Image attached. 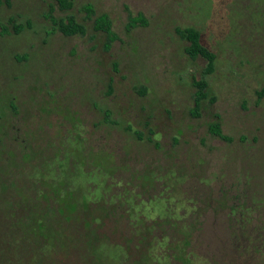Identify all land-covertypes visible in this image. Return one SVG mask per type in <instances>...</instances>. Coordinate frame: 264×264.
I'll return each instance as SVG.
<instances>
[{"label": "rangeland", "instance_id": "1", "mask_svg": "<svg viewBox=\"0 0 264 264\" xmlns=\"http://www.w3.org/2000/svg\"><path fill=\"white\" fill-rule=\"evenodd\" d=\"M102 14L117 36L109 49L106 34L94 30ZM139 15L146 24L129 30L130 16ZM50 16H72L86 34L53 31ZM178 28L199 31L216 55L206 78L209 98L195 116V81L206 61L190 59ZM213 123L229 141L210 134ZM2 143L10 154L0 157V167L17 179L15 188L4 173L8 195L20 202L14 211L9 199L4 203L3 222L6 212L18 218L23 205L31 211L33 198L42 202L50 207L48 216L101 237L95 245L81 238L89 254L85 264H124L117 244L133 240L137 247L148 234L150 260L141 264H210L205 257L213 264H264L244 260L235 249L221 251L233 241L227 207L237 206L239 212H231L236 230L254 233L256 242L248 245L264 249V0H73L70 10L58 0H0ZM128 165L140 175L124 181L127 171L117 178ZM154 182L158 187L150 190ZM190 199L202 209L191 237L197 255L183 242L168 243L174 232L188 235L179 215L190 214ZM217 202L225 207L218 209ZM87 204L92 213L80 210L77 216ZM123 218L132 234L118 223ZM75 238L57 230L59 252L52 255L50 241L43 247L49 264H77L66 252Z\"/></svg>", "mask_w": 264, "mask_h": 264}, {"label": "trees", "instance_id": "2", "mask_svg": "<svg viewBox=\"0 0 264 264\" xmlns=\"http://www.w3.org/2000/svg\"><path fill=\"white\" fill-rule=\"evenodd\" d=\"M61 8L63 10H70L73 6V0H58ZM86 12L88 13V16L91 17L94 14V9L91 5H86L85 7ZM51 18V22H52V30L53 31H57L60 32L61 34H63L64 36L70 37V36H76V35H85L86 34V28L84 25L79 24L76 22V19L72 16L67 17L66 19H55L52 16H50ZM130 21L128 23V29H132L137 27L140 24H146V21L144 20V18L139 15L137 17H131L130 16ZM16 32H20L21 30H23V27H17L15 28ZM94 30L98 31V32H102L104 34H106L107 36V44H106V49H109L111 44L113 42H115L117 40V36L116 34L113 32L112 30V22L109 19L108 15L106 14H102L99 15L95 18L94 20ZM178 35L184 40L188 42V46L185 49L186 53L188 54V56L190 57V59L192 60H196L197 58H202L206 61V67L203 71V76L200 80H196L195 81V86L197 88L196 90V94H195V107H194V113L193 115L195 116L196 114H198V110L201 106V103L209 98V93H208V83L206 82V78L208 75L213 74L214 70H215V62H216V55L215 53H213L210 49H208L206 46H204L201 42V33L195 29L192 28H186V29H177L176 30ZM128 130H130V132L133 131L132 127H128ZM210 134L218 137L224 141H229L230 139L228 137H226L220 128V125L217 123H213L212 125H210ZM3 141V140H2ZM6 148V145H4L3 143L0 144V157H2V155H4L5 153H9L8 151H3ZM9 161V160H8ZM12 163V161H11ZM11 163L9 164L8 168L10 167ZM118 164V163H117ZM132 165H139L138 163L133 164L130 163ZM129 164V165H130ZM119 165V164H118ZM127 166V168L124 170H117V172L115 173L116 176L119 175V173H123V172H129V178L125 179L124 181L130 180L131 176L134 174H139L138 171L136 170L135 172H133L131 170V166ZM7 166V165H6ZM120 166V165H119ZM143 167V166H142ZM168 166H166L165 168H163L164 171H162V173H158L155 172L157 176H162L164 173H166V171H168L167 168ZM152 171V170H151ZM8 173L10 176V180H12V185L17 188V183L14 177H11V172L9 173L8 169L4 166V167H0V212L3 209L4 203L9 199V202L11 203V206L13 208H10L11 210L14 211L15 208H18V206L20 205L17 204L16 201V195H13L12 197H10L8 195V189L10 187V184L8 183V180L4 179V173ZM147 173L146 170L143 169V172L141 174ZM20 174V173H18ZM56 174V171H55ZM140 175V174H139ZM117 178L123 180L122 178L118 177ZM124 186V185H123ZM158 184L156 182H154L152 185L149 186L150 190H152L153 188H157ZM64 189H68L71 190L69 185H65L63 187ZM143 189L148 190V184H144L142 186ZM127 189H130L129 187H127ZM118 190V189H117ZM115 190V192H119V190L117 191ZM114 191V190H113ZM72 192V191H71ZM185 193V192H184ZM72 194H74L72 192ZM183 194V192H182ZM3 196H7V198L2 197ZM186 195V193H185ZM9 196V197H8ZM33 198V197H32ZM104 199H106L105 197H103ZM6 199V200H5ZM193 204H187V207L190 208V214L189 213H182L179 215L180 217V221L179 224L180 225H185L188 227V235L183 237L182 235H180V232H174L172 234H170L168 236V243H170V246H173L179 242H183L185 243V246L188 248H191V250L194 251V253L197 255V253L195 252L193 246H192V240L191 237L193 235V233L196 231H198L199 229H197L198 227H200L201 224V211L202 209L200 208V210L198 209V204L196 202H194L192 199H190ZM33 201L35 203L34 208L29 211V212H24V210H28V206L26 205V207H24V205L22 206L23 213L20 214L21 211H19V217L18 218H12L11 215L6 212L4 213L5 217H8V219L6 220V222H3L1 216H0V264H49L48 262V257L49 255L46 253V251L43 249V247L45 245H47L48 241L53 242L55 245L52 246V255L55 253V251L59 252V250H57V244L54 242V238L57 235V230H63L66 234L68 235H74L77 236V238H75L73 240V244H68L67 246V254L68 255H73L77 264H85L83 262V260L89 256L88 251L86 248H82L83 246H81L79 243L81 241V238L86 240V245L87 244H91V245H95L97 242L100 241L101 237H97V239H95L94 237L91 238V234H88L87 232L90 230L89 227H85L84 226H79V228L77 227H73L70 224H65L62 220L60 219H54L53 216H48V214L51 212L50 211V207L44 205L42 202L40 203L39 201H36L33 198ZM104 207L100 208V210L102 211H106L107 206L106 203L103 204ZM121 203H117L114 206H120ZM123 205V203H122ZM125 205V203H124ZM217 208L218 209H222L223 207H225L222 203L219 204V202H217ZM89 206H92L91 204H87L85 205L84 208H82L81 206H79L78 209V215H79V211L83 210V212H88L89 211ZM21 207V206H20ZM94 208V206H92ZM82 208V209H81ZM125 208V206H123L118 213H120V211L122 212V209ZM231 208H233V210H231ZM227 207L228 209V214H227V219L225 220L226 222V229L228 231V239L233 240L231 243L229 242L228 245L225 243V246L221 251L224 252L226 251V247H227V251H235L241 256L243 257L244 260H250L252 258H259L264 260V249H258L257 246H253L254 249H252V246H249L247 242L251 241L252 242H256V238L257 236L254 233H244V237H247L248 240H245L242 234V231H237L235 228L236 222L235 224L233 223L232 219V214L231 212L234 211L235 213L239 212V210L242 207ZM94 210V209H93ZM116 209H113L111 211H114ZM89 214L92 213V208L91 210L88 212ZM86 214V213H85ZM8 215V216H7ZM238 215H240L238 213ZM82 216V215H81ZM80 216V217H81ZM231 216V217H230ZM59 217V216H58ZM60 218V217H59ZM120 221L118 223H126V225L129 226V232L130 234H132L133 229L130 226V223L126 220V218L123 219H119ZM236 220V219H235ZM150 222L146 223L147 226H150ZM64 225H70L68 229L62 228ZM59 226V227H58ZM61 227V228H60ZM242 229V228H240ZM92 230V229H91ZM89 232H92V231ZM94 233H97V230L94 229L93 230V235ZM149 235V234H148ZM146 235L144 237V239H146L145 244H140V246H135L138 244H133V240H127V242L125 243V245H121L120 243L117 244V246L121 247V249L124 251L125 253V263L124 264H141L143 261L148 262L150 259V252H149V246L151 245V241L149 244L146 245L147 242V236ZM181 236L182 239L180 241H175V242H171V236ZM262 235L264 236V234L262 233ZM151 239L152 236H154L153 232L150 233ZM244 240L245 244H241L242 241ZM94 242V243H93ZM141 243H143L142 241H140ZM137 243V241H136ZM85 247V245H84ZM142 247H144V249H142ZM210 247V246H209ZM219 251V252H221ZM135 252H138L135 254ZM65 253V252H64ZM258 253V254H256ZM139 254V258L137 259ZM44 256V257H43ZM199 256V255H198ZM202 258V257H201ZM137 259V260H136ZM205 260H207L210 264H213V259L211 258H204ZM258 259V260H259ZM227 260V259H226ZM233 260V259H232ZM215 261H218L217 259ZM228 264H232L229 261H227ZM235 262L233 260V263L235 264ZM174 263V262H173ZM172 263V264H173ZM177 263H179L177 261ZM89 264H95L90 262ZM180 264V263H179ZM222 264V263H221ZM225 264V263H223Z\"/></svg>", "mask_w": 264, "mask_h": 264}]
</instances>
